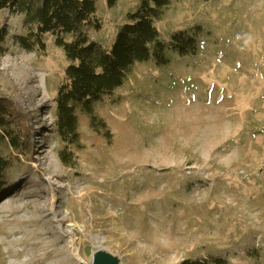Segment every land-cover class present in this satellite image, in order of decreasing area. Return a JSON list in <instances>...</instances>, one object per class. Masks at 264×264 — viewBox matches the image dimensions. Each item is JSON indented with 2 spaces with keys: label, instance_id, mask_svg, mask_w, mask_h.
I'll list each match as a JSON object with an SVG mask.
<instances>
[{
  "label": "rangeland",
  "instance_id": "374dc122",
  "mask_svg": "<svg viewBox=\"0 0 264 264\" xmlns=\"http://www.w3.org/2000/svg\"><path fill=\"white\" fill-rule=\"evenodd\" d=\"M96 2L104 27L88 33L111 49L138 0ZM1 26L0 101L30 150L0 199V264H91L98 249L121 264H264V0L173 2L157 24L163 38L188 31L199 52L138 64L94 105L107 129L79 111L73 168L55 127L72 62L52 34L46 55L22 49L23 15L3 10Z\"/></svg>",
  "mask_w": 264,
  "mask_h": 264
},
{
  "label": "trees",
  "instance_id": "16d2710c",
  "mask_svg": "<svg viewBox=\"0 0 264 264\" xmlns=\"http://www.w3.org/2000/svg\"><path fill=\"white\" fill-rule=\"evenodd\" d=\"M120 1L106 0V3L113 9ZM181 1L138 0L109 49L88 33L100 32L104 27V21L97 14L96 0H0V13L7 10L24 16V24L29 30L26 35L14 38L22 49L46 55L45 38L52 34L72 62L65 70L55 101V127L64 146L60 157L65 167L75 166L77 159L73 150L83 148L79 111L90 117L91 125L97 131L100 126L107 129L106 123L98 119L94 105L121 89L138 64L152 62L157 67H168L172 61L168 52L180 57L199 52V39L188 31L175 32L167 40L157 26L172 3ZM8 36V28L1 26L0 58L6 54L4 45ZM106 136L111 139L109 130ZM29 140L21 120L19 122L10 106L0 101V199L15 187L10 173L22 157L28 158ZM182 264L230 262L222 257H210L189 259Z\"/></svg>",
  "mask_w": 264,
  "mask_h": 264
},
{
  "label": "water",
  "instance_id": "95a60500",
  "mask_svg": "<svg viewBox=\"0 0 264 264\" xmlns=\"http://www.w3.org/2000/svg\"><path fill=\"white\" fill-rule=\"evenodd\" d=\"M91 264H121V260L103 249H98L93 256Z\"/></svg>",
  "mask_w": 264,
  "mask_h": 264
},
{
  "label": "bare ground",
  "instance_id": "6f19581e",
  "mask_svg": "<svg viewBox=\"0 0 264 264\" xmlns=\"http://www.w3.org/2000/svg\"><path fill=\"white\" fill-rule=\"evenodd\" d=\"M79 260H80L82 263H84V261H83V259H82L81 257H79Z\"/></svg>",
  "mask_w": 264,
  "mask_h": 264
}]
</instances>
